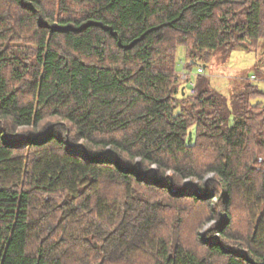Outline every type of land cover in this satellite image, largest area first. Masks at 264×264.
Here are the masks:
<instances>
[{
  "label": "trees",
  "instance_id": "trees-1",
  "mask_svg": "<svg viewBox=\"0 0 264 264\" xmlns=\"http://www.w3.org/2000/svg\"><path fill=\"white\" fill-rule=\"evenodd\" d=\"M236 49L264 0H0V264H264V91L192 75Z\"/></svg>",
  "mask_w": 264,
  "mask_h": 264
},
{
  "label": "rangeland",
  "instance_id": "rangeland-1",
  "mask_svg": "<svg viewBox=\"0 0 264 264\" xmlns=\"http://www.w3.org/2000/svg\"><path fill=\"white\" fill-rule=\"evenodd\" d=\"M179 51L180 52L178 53V59H179L178 67L180 70L187 72V69H184V67L182 66L183 61L186 60V54L181 49ZM257 63H258V56L253 51H247L241 49L233 50L227 60H223L222 54L220 52H216L213 53L212 55H208L206 57V60L203 61V64H205V72L202 74L209 75L213 86L226 94L228 92L227 89L229 87L228 81L236 79V77H238L240 73L241 74L247 73L249 75L254 73L257 75V77L253 78V81L256 84H258V86L264 91V62L260 63V65H256ZM193 73L195 75L199 74L197 72V66L194 67ZM191 85H192L191 82L187 83V89L192 88ZM259 101L263 102L264 104V96L260 97ZM213 176H214L213 174H207L204 180L209 181ZM185 182L188 183L190 181L187 179ZM180 210L182 211V213L183 212L188 213L189 211V209L187 208H182ZM177 212L178 211H176V213ZM189 212H190L189 215L194 218L191 219V221H188L189 227L185 229V232L190 235L192 234L194 235V233L191 231L192 230L191 228L195 225V221H198L199 218L203 216V213L198 212V208H195L194 206L190 208ZM169 214L170 212L168 211L165 212V215H169ZM208 226L206 225V228ZM188 234H186L185 236H188ZM201 234L202 236H205V231L204 230L201 231Z\"/></svg>",
  "mask_w": 264,
  "mask_h": 264
},
{
  "label": "built area",
  "instance_id": "built-area-1",
  "mask_svg": "<svg viewBox=\"0 0 264 264\" xmlns=\"http://www.w3.org/2000/svg\"><path fill=\"white\" fill-rule=\"evenodd\" d=\"M203 71H204V70H203V67H202V66H199V68H198V72H199V73H203ZM183 77H186V74H185V73L183 74ZM252 78H254V75L252 76ZM192 85H193V84H192ZM191 92H192V93L195 92V85L192 86V88H191Z\"/></svg>",
  "mask_w": 264,
  "mask_h": 264
},
{
  "label": "crops",
  "instance_id": "crops-1",
  "mask_svg": "<svg viewBox=\"0 0 264 264\" xmlns=\"http://www.w3.org/2000/svg\"><path fill=\"white\" fill-rule=\"evenodd\" d=\"M197 71H198V70H197ZM181 73H182V75H183L184 73L186 74L187 72H183V71H182ZM187 74H188V73H187ZM192 75L194 76L195 74L192 73ZM197 75H199V74H197ZM197 75H196V76H197ZM184 78H185V77H184Z\"/></svg>",
  "mask_w": 264,
  "mask_h": 264
}]
</instances>
